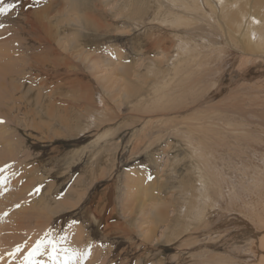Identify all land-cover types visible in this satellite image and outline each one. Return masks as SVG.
<instances>
[{"label": "rangeland", "instance_id": "374dc122", "mask_svg": "<svg viewBox=\"0 0 264 264\" xmlns=\"http://www.w3.org/2000/svg\"><path fill=\"white\" fill-rule=\"evenodd\" d=\"M31 2L33 12L39 3L44 5V12L45 6L59 3L51 7L54 10L48 19L52 18L53 29H62L61 46L57 42L55 45L62 54L58 80L59 100L63 102L57 106L52 98L42 100V96L38 100L40 72L28 65L34 63L31 56H43L45 46L33 45V51L24 46L15 50L21 51L19 56L26 57L27 62L9 65L13 70L2 65L14 62L11 57L1 61L4 74L14 71L13 75H20L13 84L9 78L8 82H0V168L5 169L0 172V264H23L28 251L46 233L58 239L68 235L73 225L83 232L84 244L92 245L85 264H206L202 246L191 243L198 233L208 234L204 232L207 230L215 231V237L222 239L216 246H205V252L211 251L209 257L219 254L230 258L231 264H256L257 259L250 254L241 252L237 257L235 251L244 249L246 243L242 242L251 236L250 227H263L259 218L264 214V54L239 52L238 33L233 40L228 32L217 30L215 44L211 45L210 23L190 14L200 25L195 27L190 20L192 30L182 26L191 32L185 47L189 50L184 54L189 61L181 62L178 68L183 70L177 69L179 75L176 70L171 72L167 79L171 88L164 85L166 81L157 86L153 78L147 77V68L151 61L162 57L157 43L166 40L174 52L171 55L176 52L172 43L177 38L157 21L160 9L174 8L172 0H164L162 8L158 0ZM183 3L192 5V0ZM172 15V20L179 16ZM5 28H0L2 42L13 39L10 33L5 34ZM182 28L178 27V31ZM108 48L122 52L125 61L122 63L116 54L107 61ZM9 49L15 47L10 44ZM54 57L50 55L48 62ZM56 79L49 80L48 91L56 88ZM3 86L10 88L3 91ZM106 132L111 134L105 141L93 143ZM9 135V142H13L4 148L2 142ZM23 165L24 172L20 169ZM26 180L33 183V188L24 186ZM42 180L56 191L50 209L59 207V211L41 215L40 222L39 214H35L36 224L35 218L27 215L34 210L31 200L37 198L34 185ZM138 196L145 205L135 200ZM163 204L168 220L153 224V243H143V228L151 227L147 222L155 206L163 209ZM194 204L199 218L188 212ZM36 208L40 209L38 205ZM252 208L260 214L258 218L250 211ZM205 211L211 215L212 223L207 219L203 225ZM96 213L102 221L95 219ZM105 216L112 219L106 222ZM21 218L26 220L16 224ZM117 223L122 224L121 228L110 229L105 236L107 224ZM120 229L127 234H121ZM132 231L135 233L128 235ZM18 246L21 251L9 256ZM37 259L51 264L47 253Z\"/></svg>", "mask_w": 264, "mask_h": 264}, {"label": "bare ground", "instance_id": "6f19581e", "mask_svg": "<svg viewBox=\"0 0 264 264\" xmlns=\"http://www.w3.org/2000/svg\"><path fill=\"white\" fill-rule=\"evenodd\" d=\"M32 0H24V5H28V4H34L31 2ZM34 1V0H33ZM163 1L164 0H158L157 4L159 6V8H162L163 7ZM165 1H168V0H165ZM187 1V0H186ZM46 1H44L43 3H45ZM184 0H181V1H177V0H172V6L171 7H174V8H170L169 10H159L158 12V17H157V21L160 25H164L165 24V27L164 28L165 30L168 29L171 31V33L177 38V41L174 43H172L174 46L172 48H175V54L174 55H171L173 54L174 52H172V49H170L171 45L166 41V40H163L158 44V47H159V52H160V55H162V57L160 59H156V60H153L151 61V64L150 66L147 68V77L154 80V83L155 85H157L160 81H166L164 82V85L165 84H168L167 83V79L171 76V72L173 71V73L175 72V70L177 71V69H182V68H178L179 65H182V63L184 64V62L186 63L187 61V56H186V60L184 59V54L185 52H187V50L189 49H186L185 50V47L187 48L188 46V42L190 41L188 39V37H191V32L188 33V31L186 32L183 28L185 29H188V28H191V26L193 25L194 21H193V16L191 17L190 14H194L195 16H197L198 18L201 17V20L203 21H207L208 22V25L210 23L211 27H210V37H211V45H214L215 44V37H217V34H216V31L218 30L219 31H224V32H228V36H230L231 38H233L234 40V35H236V33H238V35H240L241 37L239 38V43H240V47L241 49H238L239 52L247 55L245 52H255V51H258L262 54H264V0H192V5L191 4H187V3H183ZM169 3V2H168ZM40 4V3H39ZM37 4L36 6L38 7V9L34 10L33 12V6L31 8H27L25 6H22L21 8H18V10L16 9L15 11H19L18 13L19 14H15V11L12 12V13H9L8 14V18H5V16L3 18H1L0 16V21L1 23H5L6 24V28H5V34H8L9 33L13 36V39L10 40L9 38H7L6 41L2 42L0 40V42H2V44H0V63L1 61H5L6 58L8 59V56L11 57L10 60H13L14 62H11L9 64H7L6 62H3L4 66H6L8 69L10 70H13L9 65H14L17 63V61H24L25 63L27 62V58L26 57H20L19 56V53L21 54V51L20 52H16L15 50L19 49V48H22L24 46V48L28 51H33V47L34 46H37L39 48H41L42 46H45L44 47V50L47 49V50H43L42 52H45L43 54L42 57H35V53L34 55L35 56H31L30 59L33 60L32 63L33 64H29L28 66H30V68L34 67L36 70H39L40 72V76L38 77L39 78V84L42 86L41 88L38 89L37 92H39V98L38 100H40V98L43 100L44 98H52V99H55L56 101V105L57 106H62V102L61 100V89H60V80H58V76L60 75V71H61V66L63 65L61 63L60 65V55H62L59 51V48L57 47V45H55V43L57 42L59 44V41H60V38H61V34H62V29L60 30L59 27H57V29H53L52 25H51V22H52V18L51 19H48L49 18V14L54 10V8H51L52 6H54V4H59L57 2H52V4L48 5L47 7L45 6V12L44 10L42 9V6H44L42 3L39 5ZM46 4V3H45ZM170 4V3H169ZM167 6V5H166ZM169 8V7H168ZM179 9L176 11V9ZM181 10L183 12H181ZM72 12V11H71ZM74 12V11H73ZM187 12L188 15H186L185 13ZM191 12V13H189ZM77 14V13H76ZM172 14H176V15H179L177 19H173L172 20ZM75 15V14H73ZM194 16V17H195ZM10 17V18H9ZM80 19V18H78ZM190 20L193 21V23H190ZM197 20V19H196ZM199 21V20H198ZM200 22V21H199ZM258 22V24H256ZM198 23V22H197ZM212 23V24H211ZM214 23V25H213ZM156 24V23H155ZM195 24V23H194ZM196 25H200V23L198 24H195V27ZM216 25V27H215ZM158 26V27H159ZM176 26H177V29H176ZM182 26H184L182 28ZM241 26H243V29H241ZM256 26V27H255ZM178 27H181L183 30H180L178 31ZM194 27V26H193ZM196 29V28H195ZM164 30V31H165ZM192 30V28H191ZM252 30H255L252 31ZM2 32V30H1ZM206 32V31H205ZM255 33V34H253ZM4 34V35H5ZM186 37H184V36ZM3 36V34H2ZM256 37L255 40L253 39V37ZM17 37V38H16ZM22 37L24 38V40L22 39ZM159 37V36H158ZM173 37V36H172ZM223 37V36H222ZM236 37V36H235ZM3 39V38H2ZM17 39V40H16ZM61 43V42H60ZM238 43V42H237ZM236 43V44H237ZM11 44V46L15 47L14 50H11L9 49V45ZM235 44V45H236ZM34 45V46H33ZM190 45V44H189ZM33 46V47H32ZM61 45L59 44V47ZM37 47L35 49H37ZM189 48V47H188ZM64 49V48H63ZM25 54V52H23ZM15 54H18L16 56H13ZM105 54H106V57L105 59L107 61L110 60H113L112 57L115 56H118V58H120V61L123 63L125 60V56L123 55L122 52L120 51H117V53H115V51L112 49V48H108L105 50ZM38 55V54H37ZM46 55V56H45ZM51 56H56L54 57V59L50 62H48L49 60V57ZM255 55V54H254ZM256 57V56H255ZM258 57V56H257ZM264 58V56H263ZM5 59V60H4ZM99 59V58H98ZM96 58H92V60L96 61L98 60ZM259 59V58H258ZM225 60V59H224ZM63 62V61H62ZM182 62V63H181ZM67 63V62H66ZM120 63V62H119ZM189 63V62H188ZM246 63V62H245ZM244 63V64H245ZM69 64V63H68ZM88 64V63H87ZM96 64V63H95ZM167 64V65H166ZM119 65H123V64H119ZM247 65V64H246ZM239 66V65H238ZM213 67V66H212ZM25 68H23L24 70ZM135 69V67L133 68ZM219 69V68H218ZM49 70H51V72L55 73V75H53L52 73L48 72ZM125 70H127V68H123V72L125 73ZM183 70V69H182ZM131 72V71H130ZM179 71H177V75ZM211 72V71H210ZM15 72H11L9 74H4V72L2 70H0V82L1 81H5L8 82V78H9V82L10 84L13 82H15L17 79L15 77L19 76L20 74L18 73V75H13ZM28 73V72H26ZM66 74V73H65ZM216 74V73H215ZM76 75V74H75ZM176 75V74H175ZM174 76L175 78L178 77V76ZM43 76H44V79H43ZM62 76V75H61ZM188 76V75H187ZM185 76V77H187ZM57 78L56 79V88H53V90H47L48 87H46L48 85V83L50 82L49 80L52 79V78ZM70 77V76H69ZM174 77H172L174 79ZM63 78V76L61 77ZM133 78V76H132ZM64 79V78H63ZM172 80V79H171ZM174 81V80H173ZM38 82V81H36ZM62 82H64L62 80ZM74 82V81H73ZM72 82V83H73ZM169 82L172 83L169 79ZM53 83V82H52ZM135 83V81H134ZM10 84L7 83V85L10 86ZM151 84V83H150ZM162 84V82H161ZM34 86L36 84H33ZM32 85V86H33ZM38 85V84H37ZM154 85V86H155ZM163 85V86H164ZM171 85V84H168V86ZM8 86V87H9ZM52 86V84H51ZM74 86V85H73ZM135 86V84H134ZM158 86V85H157ZM167 86V87H168ZM172 86V85H171ZM176 86V85H175ZM1 87V86H0ZM8 87H4L2 88L3 91H5ZM40 87V86H39ZM50 87V86H49ZM55 87V86H54ZM137 87V85H136ZM165 87V86H164ZM170 87V86H169ZM168 87V88H169ZM10 88V87H9ZM133 88V87H132ZM166 88V87H165ZM171 88V87H170ZM5 89V90H4ZM11 89H12V86H11ZM164 89V88H163ZM219 89V88H218ZM130 90V89H129ZM137 91V89H135ZM143 90V89H142ZM154 90V89H153ZM8 91V90H6ZM47 92H49V94L47 95ZM10 92V91H9ZM9 92L7 94H9ZM155 92V91H154ZM163 92V91H162ZM4 93V92H3ZM126 93L128 94V92L126 91ZM135 93V92H134ZM152 93V92H151ZM139 94V93H138ZM165 94V93H164ZM46 95V96H45ZM14 96V95H13ZM157 96V95H156ZM132 97V96H131ZM34 98H37L36 96ZM36 100V101H38ZM126 100V99H125ZM176 100V99H175ZM153 101V100H152ZM170 101V100H169ZM155 102V101H154ZM166 103V102H164ZM51 105V104H50ZM84 107V106H83ZM48 108V107H47ZM163 109V108H162ZM173 109V108H171ZM50 110V109H49ZM158 110V109H157ZM164 110V109H163ZM168 110V109H167ZM170 110V109H169ZM215 110V109H214ZM152 113V111H151ZM160 113V112H159ZM56 114V113H55ZM104 116V115H103ZM187 121V120H186ZM148 123V122H147ZM163 123V122H162ZM160 124V123H159ZM167 124V123H166ZM180 125V124H179ZM156 125H154V128H155ZM153 127V126H152ZM145 128V127H144ZM143 128V129H144ZM147 128V127H146ZM151 128V127H149ZM173 128V127H172ZM177 130V129H176ZM179 130V129H178ZM111 131V130H110ZM113 131V129H112ZM159 131V130H157ZM110 132H106V133H103L100 135H98V139L95 140L93 143H97V142H101V141H105V139H107L109 136H110ZM5 141L2 142V145L4 146V148H6V146L11 145V143L13 142V140H10L9 142V139H10V135L9 136H5ZM97 141V142H96ZM157 141V140H156ZM107 143V142H106ZM99 144V143H98ZM158 144V143H157ZM104 145V144H103ZM100 147V145H99ZM6 150V149H5ZM2 153L4 150H1ZM6 152V151H5ZM5 154V153H4ZM108 155V154H107ZM93 156V155H92ZM96 156V155H95ZM94 157V156H93ZM90 159V158H88ZM75 160V159H74ZM75 162V161H74ZM109 162V161H108ZM111 165V164H110ZM20 169L24 172L26 171L24 165L20 167ZM28 169V168H27ZM32 172V171H31ZM30 172V173H31ZM34 172V171H33ZM5 173V172H4ZM34 174V173H33ZM209 174V173H208ZM18 175V174H17ZM30 175V174H28ZM36 175V174H35ZM7 176V175H6ZM16 176V175H15ZM224 176V175H223ZM43 177V176H42ZM213 177V176H212ZM219 177V176H218ZM249 177V176H248ZM15 178V177H14ZM37 178V177H36ZM45 178V177H44ZM11 179V178H10ZM29 179V177L27 178ZM215 179V178H214ZM250 180V179H249ZM12 181V180H11ZM30 181V180H29ZM28 180H26V183L24 184V186H27L28 187H32L33 183L32 184H29ZM36 181V180H35ZM232 181V180H231ZM13 182V181H12ZM9 183V182H8ZM35 183V182H34ZM135 183V182H134ZM218 183V182H217ZM15 183H13L14 185ZM29 184V185H28ZM136 184V183H135ZM138 184V183H137ZM228 184V183H227ZM237 184V183H236ZM140 185V184H139ZM142 185V184H141ZM234 185V183H233ZM51 186V185H50ZM136 186V185H135ZM34 187H36L34 190L35 192V197L36 200L32 201L33 202L32 204H34V210L33 212L29 213L28 211V217L29 215L31 214V217L29 219H34L38 214L39 217L38 218V221L40 222L41 220V215H44L45 213L47 212H50V214L56 212V211H59V207L57 208L58 210L56 209H50L52 207V204L54 203V190H52V188L48 187L47 184L45 185V181L42 180L41 184H39L37 186L34 185ZM53 187V185L51 186ZM231 187H232V184H231ZM236 187V186H235ZM39 188L40 190L39 191H36V189ZM139 188V187H137ZM136 188V189H137ZM55 189V188H54ZM144 189V188H142ZM149 189V188H148ZM224 189V188H223ZM232 190V188L230 189ZM151 191V190H150ZM233 191V190H232ZM235 191V190H234ZM33 192V191H32ZM140 192V191H139ZM218 192V191H217ZM221 192V190H220ZM223 192V191H222ZM149 193V192H148ZM147 193V194H148ZM263 193V192H262ZM142 194V193H141ZM146 194V193H145ZM144 194V195H145ZM235 195V192L233 193ZM233 194L231 196H233ZM37 195V196H36ZM56 195V194H55ZM201 195V194H200ZM237 195V193H236ZM33 196V195H32ZM31 196V197H32ZM198 197V196H197ZM196 197V198H197ZM201 197V196H200ZM206 197V196H205ZM230 198V197H229ZM73 199V198H70V200ZM201 199V198H200ZM199 199V200H200ZM212 198H210L211 200ZM135 200H141V197L138 196V198H135ZM225 200V198L223 199ZM233 202L235 201V197H233ZM73 201V200H72ZM131 201V200H130ZM130 201L128 200L127 202H129L130 204ZM204 200H202V203H203ZM230 202H228V206L230 205L231 202V199H229ZM239 201H240V198H239ZM264 201V200H263ZM126 202V201H125ZM143 202L142 200L140 201V203ZM30 203V202H29ZM62 203V202H61ZM64 203V202H63ZM68 203V202H66ZM79 203V199L76 201V204ZM144 205H145V202H143ZM200 203V205L202 204ZM236 203V202H235ZM235 203H233L235 205ZM249 204L252 203L251 199L248 201ZM59 204V203H58ZM111 204V203H110ZM126 204V203H125ZM128 204V206H129ZM232 204V205H233ZM31 205V204H30ZM39 206V208H36V206ZM61 205V204H60ZM72 205V204H71ZM205 205V204H204ZM211 205V204H210ZM32 206V205H31ZM29 207L30 209L29 210H32V207ZM62 206H65V205H62ZM68 206V205H67ZM75 206V204H74ZM74 206H71V207H74ZM104 206V205H103ZM134 206V205H133ZM163 209L162 208H157L155 206V213L153 214V217L151 216V218L148 220L147 223H150L151 224V227H149L148 229H144L143 228V233L144 234V241L143 243H148V244H152L153 240L155 239V226L153 224H156L157 222H159V220L161 221H167L168 220V213L167 211H164V209H167L165 208V204H163ZM207 206V205H206ZM231 206V205H230ZM229 206V207H230ZM69 207V206H68ZM143 207V205H142ZM212 207V205H211ZM233 207V206H232ZM130 208V207H129ZM144 208V207H143ZM231 208V207H230ZM38 209V210H37ZM62 209V208H61ZM142 209V208H141ZM197 204L195 205H191L189 208H188V212L190 211V213H192V215L195 217V218H199V213L198 210H197ZM212 208H210L211 210ZM214 209V208H213ZM227 209V208H226ZM23 210V209H22ZM35 210L39 211V213H37ZM102 210V209H101ZM201 210V209H200ZM228 210V209H227ZM186 211V210H185ZM184 211V213H185ZM253 212V214H256V217L259 216L260 214L258 212H256V210H254L253 208L250 210ZM202 212V211H201ZM226 211H224L223 213H225ZM229 212V210H228ZM226 212V213H228ZM124 213V212H123ZM211 213V212H210ZM35 214H37L35 216ZM202 214V213H201ZM205 216H206V222L205 224L203 225H206L207 223V219H209V223H212L211 219L209 216H208V212H204ZM46 215V214H45ZM44 215V216H45ZM150 215H152V213H150ZM213 215V214H212ZM262 216V214H261ZM260 216V217H261ZM264 216V214H263ZM262 216V218H263ZM92 217V216H91ZM95 219H97L98 222L102 221V216L100 215H97V213L95 214ZM185 217V216H184ZM208 217V218H207ZM37 218H35L34 220L37 221ZM205 218V217H204ZM214 218V217H213ZM258 218V217H257ZM262 218H259V222L262 223L263 227L261 230H257L255 227H250V229H253L250 233H251V236H247L248 238L245 240L243 239L245 242H242L243 244L246 243L245 247H243L244 249L243 250H240L238 252L235 251V255L237 257H240V253L242 252L243 254H250L251 257H254L253 259H257L256 260V264H264V219ZM17 219V218H16ZM112 217L110 218H106V216L104 217V220L106 222H108L109 220H111ZM26 220V219H24ZM22 218L19 220H17L18 222H15L16 224H23V221H24ZM202 220V219H201ZM247 220V219H246ZM250 220V219H249ZM21 221V223H20ZM37 221L36 224H39ZM240 221V220H239ZM238 221V222H239ZM241 221H244V220H241ZM240 221V222H241ZM248 221V220H247ZM247 221H244V222H247ZM251 221H254L255 220H251ZM229 222V221H228ZM105 223V222H104ZM123 223V222H122ZM236 223V222H235ZM242 223V222H241ZM249 223V222H248ZM217 224V223H216ZM240 224V223H239ZM250 224V223H249ZM97 225V224H96ZM99 225V224H98ZM122 224H118L117 223V226H109V224H107V227L106 229L104 230L105 231V236L106 235V232H108L110 229H118V228H121L119 226H121ZM253 225V223H252ZM251 225V226H252ZM255 225V224H254ZM127 226V225H126ZM231 226V224H230ZM248 226V224H247ZM256 226V225H255ZM83 228V227H81ZM105 228V227H103ZM204 228V227H203ZM228 228V227H227ZM249 228V227H248ZM258 228V227H257ZM196 228H194L195 230ZM185 230V229H184ZM245 230V229H244ZM243 230V231H244ZM121 232V234H127V232H125L126 230H123V229H120L119 230ZM199 231V230H198ZM226 231V230H225ZM248 231V230H247ZM204 232H208V234H205V236L203 235V232H200L198 233L196 236H194V240L191 244H193L195 242V244L197 243L198 245H201L202 246V253H205V258L206 261V264H231L232 261L230 258H228L227 256H224V255H217V256H210L209 257V249L208 251L205 252L204 248L206 246V248L208 247V245H218L219 243H221V238L219 237H215V231L214 232H209V230L207 231H204ZM240 232V231H239ZM238 232V234H239ZM135 232L132 231V232H129V234H134ZM192 233V232H191ZM197 233V232H196ZM83 232L80 231L77 227V225H73L69 228L68 230V235L64 236L66 237V245L69 246V247H73V248H77V249H80L81 251H83L87 246L88 244H84V241L85 239L83 238L82 236ZM243 234V233H242ZM241 234V235H242ZM192 235V234H191ZM249 235V234H248ZM203 236V237H201ZM208 241H207V239ZM240 237V236H239ZM242 237V236H241ZM108 238V237H107ZM127 239V238H126ZM242 239V238H241ZM255 239H258L257 241H255ZM238 240V239H237ZM236 241V240H235ZM234 241V242H235ZM240 242V240H239ZM238 242V243H239ZM89 243V242H88ZM92 243V242H91ZM179 243V242H178ZM225 244V243H224ZM237 244V243H236ZM242 244V245H243ZM239 245H241L239 243ZM96 246V245H95ZM194 246V245H193ZM226 246V245H225ZM185 247V246H183ZM198 247V246H197ZM229 247V246H228ZM100 247H98V250H99ZM102 248V247H101ZM213 248V247H212ZM219 248V246H218ZM211 249V248H210ZM215 249V248H214ZM95 250V249H94ZM97 250V251H98ZM198 250V249H197ZM218 250V249H217ZM216 251V250H215ZM94 253V251H92ZM195 252V251H194ZM223 252V250H222ZM95 253H96V250H95ZM103 253V252H102ZM179 253V252H178ZM189 253H192V252H189ZM101 254V253H99ZM197 254V253H195ZM216 254V253H215ZM242 254V255H243ZM95 255V254H94ZM188 255V254H186ZM98 256V254H97ZM195 255L193 254L192 257H194ZM99 257V256H98ZM101 257V256H100ZM190 257V256H189ZM231 257V256H230ZM39 258V257H38ZM185 258V257H184ZM187 258V257H186ZM191 258V257H190ZM196 258V256H195ZM198 258V257H197ZM200 258V256H199ZM233 258V257H232ZM94 259V258H93ZM188 259V258H187ZM41 260V259H40ZM94 260H97V259H94ZM194 260V259H192ZM201 260V259H200ZM50 262V261H49ZM196 262V261H195ZM190 263H193V262H190ZM253 263V262H252ZM85 264V262H84ZM91 264V263H90ZM196 264V263H194ZM254 264V263H253Z\"/></svg>", "mask_w": 264, "mask_h": 264}, {"label": "snow or ice", "instance_id": "6c2138e0", "mask_svg": "<svg viewBox=\"0 0 264 264\" xmlns=\"http://www.w3.org/2000/svg\"><path fill=\"white\" fill-rule=\"evenodd\" d=\"M24 5V0H0V16H7L9 13L14 12L16 9L21 8ZM25 7H31L26 5ZM18 14V13H17ZM5 25L0 23V28H4ZM0 123H3L0 120ZM11 167L6 165L5 168ZM5 169L0 168V172ZM152 177L149 176V179ZM2 182V181H0ZM40 189L37 188L36 191ZM102 247L104 245H101ZM92 245H88L83 251L77 248L69 247L66 245V237L61 236L58 239L52 237L51 233H46L43 239L38 240L35 245L28 251L24 257L23 264H45V261L37 259L39 256H43L47 253L51 264H84L91 256ZM21 248L18 246L14 252L9 253V256L14 257L16 253H19ZM2 259V257H0Z\"/></svg>", "mask_w": 264, "mask_h": 264}]
</instances>
